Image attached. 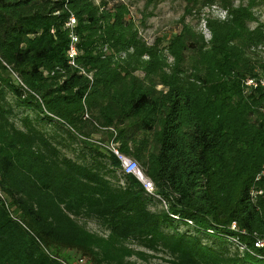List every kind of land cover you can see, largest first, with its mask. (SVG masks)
<instances>
[{
    "label": "trees",
    "instance_id": "16d2710c",
    "mask_svg": "<svg viewBox=\"0 0 264 264\" xmlns=\"http://www.w3.org/2000/svg\"><path fill=\"white\" fill-rule=\"evenodd\" d=\"M179 1L177 29L147 47L136 27L150 14L131 21L124 5L0 0V264H264V245L252 247L264 240V181L253 201L246 193L264 168V90H241L264 77L253 9L264 0ZM210 5L223 14L200 19L205 40L185 18ZM92 137L131 157L158 199Z\"/></svg>",
    "mask_w": 264,
    "mask_h": 264
},
{
    "label": "built area",
    "instance_id": "2783aa9c",
    "mask_svg": "<svg viewBox=\"0 0 264 264\" xmlns=\"http://www.w3.org/2000/svg\"><path fill=\"white\" fill-rule=\"evenodd\" d=\"M90 1H92L94 6L96 5L98 7V10H107L111 7V5L113 6L115 4L124 5L126 9V14H128L131 21H135L137 17L136 14H133L131 10V6L127 4V0H90ZM73 26H74V17L71 16L70 13L68 12L67 18L63 21V24H62V28L65 31H67V39H68V42H67L68 47L65 50V58L67 59L66 64L68 66H71L72 68H75L73 61H74V57L76 56L77 52L75 49L76 37L73 34L74 33ZM101 50L103 51L104 48H102ZM4 67L9 73V76L12 77L11 79L14 80L16 85L23 88L20 82L18 81L17 76L14 73L10 72L6 66ZM77 70L79 74L85 76L89 80L90 74L83 72L79 68ZM254 88L264 90V77L263 76H258L254 78H246L241 83V90L243 91V93H247L248 91L253 90ZM86 140L89 141V143L96 146L100 151L102 150L105 153H108L114 156L115 161H117L118 170H120L121 174L131 175L133 179L137 183H139L140 188L144 194H146L149 197L158 199V197H156L153 194L152 183L148 181L145 175L143 176V174L141 173L142 171L137 167L135 161H133L131 157L129 158L127 156H124L123 154L117 151V148L115 146L116 143H113L110 140L99 141L97 137H92L90 139L86 138ZM252 179L253 181L251 182L250 186L247 188V191H246L248 195L247 198L249 201H253L257 196L262 194L261 188L257 187V185H258V182L264 181V168H259L257 172L254 174ZM159 202L162 208H164V204L162 203V201L160 200ZM185 223L189 224V222L187 221ZM233 225L234 223H231V225H229V230L234 229ZM262 245H264L263 239H260V240L255 239L252 242V247L255 249H260ZM82 262L83 261L80 258H77L76 260H74V264H80Z\"/></svg>",
    "mask_w": 264,
    "mask_h": 264
},
{
    "label": "rangeland",
    "instance_id": "374dc122",
    "mask_svg": "<svg viewBox=\"0 0 264 264\" xmlns=\"http://www.w3.org/2000/svg\"><path fill=\"white\" fill-rule=\"evenodd\" d=\"M131 6V10L133 14H136L137 18L140 16V12L150 14L149 16L145 17L143 25H138L136 28V34L140 38V40L144 43V46H150L153 44V37H162L167 38V36L174 32L177 29L176 19L182 14L181 6L182 2L179 0H163L154 4V6H147L146 8L143 7L144 0H128ZM233 5H236L237 2H244V0H230ZM254 15L257 17V20L262 21L264 20V3L257 4L254 8ZM223 14V10H220L217 6H208V8H202L200 10V14H198L199 20L196 23V19L194 18H185L190 25L195 26L200 32L203 39L207 40L208 34L204 29L205 26L203 25V21L200 20L205 16H211L213 19H221ZM118 57V56H117ZM123 58V55H120L119 58ZM121 58V59H122ZM146 57H143L145 59ZM169 58H167V62ZM88 228L92 227V224L87 225ZM93 228V227H92ZM178 230H182V227H179ZM159 257H164L165 255L155 254L154 257L151 259L148 258L146 262L138 261L134 259L136 264H159L160 260ZM133 260V259H132ZM73 261V260H72ZM83 261V260H82ZM74 264V263H73ZM84 264V262L80 263Z\"/></svg>",
    "mask_w": 264,
    "mask_h": 264
},
{
    "label": "crops",
    "instance_id": "0c3cea01",
    "mask_svg": "<svg viewBox=\"0 0 264 264\" xmlns=\"http://www.w3.org/2000/svg\"><path fill=\"white\" fill-rule=\"evenodd\" d=\"M24 114H27L28 117H31L32 120H34V122L37 121V120H36L37 118L34 116L33 113H31V111H29V112H25ZM35 125H36V127L39 128V124H38V122H37ZM54 134H56L57 136H58V135H59V136L61 135V133H60L59 130H58V131L56 130ZM59 136H58V137H55V139H56L57 141H60V139H61V138H59ZM61 136H62V135H61ZM58 143H59V142H58ZM72 147H73V144H70V145L68 146L67 149L61 146V147H60V150H61L62 153H64L65 156L70 157V154H71L70 151H73V150H72Z\"/></svg>",
    "mask_w": 264,
    "mask_h": 264
}]
</instances>
